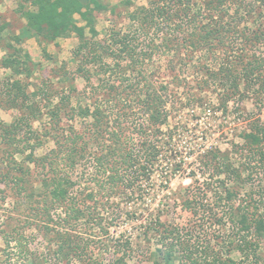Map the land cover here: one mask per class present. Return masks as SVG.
Instances as JSON below:
<instances>
[{
    "label": "trees",
    "instance_id": "1",
    "mask_svg": "<svg viewBox=\"0 0 264 264\" xmlns=\"http://www.w3.org/2000/svg\"><path fill=\"white\" fill-rule=\"evenodd\" d=\"M104 1L24 0L29 9H24L22 4L20 12L26 25L21 32L3 37L5 27L0 28L1 41L9 39L6 44L8 53L1 65L13 72L11 79L4 83L3 93L0 91V103L2 105L5 99L9 107L20 111V117L14 123L0 121V145L23 152L34 149L35 145H43L42 138H45L51 139L55 146L42 159L34 158L33 152L28 155L32 163L48 167L52 176H44V191L25 194L29 202L35 196L43 199L32 209L36 219L45 216L44 229L49 242L57 243V248L48 250L49 256L58 262L65 260L66 264H72L74 259L81 264H103L101 257L110 252L113 258L108 264H129L134 251L130 240L117 239L108 245L95 240L97 236L92 238L93 233L81 238L76 234L77 223L85 220L88 224L97 225L98 229H104L106 236L109 232L102 226L104 216L101 215L109 204L121 201L129 204L141 195V190L149 195L153 193L152 182L156 174L161 172L167 180L169 171H181L184 163L183 157L178 155L181 134L169 127L168 85L160 80L155 82L144 74V67L148 66L144 63L147 61L145 57L152 50L143 48L138 39L149 37L158 29L165 40L160 49L162 54L170 51L168 43H174L175 47V39H179L182 30L188 34L187 41L193 52H204L199 89L204 91L213 87L218 92L217 102H207V110L213 111L218 103L227 112L230 104L234 103L240 111L244 101L252 100L255 112L246 116V127L240 134L242 144L234 146L241 164L236 166L230 152L220 149L209 152L199 162L202 175L212 172L211 177H217V180L205 187L196 179L194 185L186 187L178 197L183 211L192 216L200 213L216 223L222 222L223 217L208 210L210 205L204 203L210 187H214L215 199L226 210L234 231L231 237L235 238L232 242H223L222 248L226 245V253L237 248L242 260L224 257L221 250L211 247L210 242L201 244L199 240H185L180 226H170L162 222L158 214H151L152 226L145 231L146 237L152 233L159 247L154 252L153 264H240L254 260L257 263L264 243V185L255 186L253 182L256 176L264 175V31L242 29L238 9L230 15V20L225 21L237 0H202L198 6H192L190 0H157L130 16L135 24L134 32L123 33L114 28L109 38L102 41L97 39L96 14L114 12L118 7H109ZM136 1L121 0L119 4L129 8ZM250 5L252 9L248 11V17L256 6L264 7V0H254ZM72 36L79 39L74 55L81 64L76 74L89 86L88 94L103 93L92 106L76 110L71 108L70 95L76 92L73 84L67 93L58 94L60 98L55 103L57 96L49 82H43L30 93L28 84L21 78L30 79L34 74L32 58L22 47L27 39L35 38L42 46ZM230 39L236 41L235 46L229 44ZM91 64L99 68L98 86L92 82L88 68ZM128 68L135 69L137 73L128 74ZM65 75L70 76L71 73ZM45 101L48 102L46 109L50 128L44 136L32 127V123L40 114L43 115L41 104ZM68 110L80 116L81 131L74 127L69 130L61 127L62 115ZM86 161L92 163L96 190L82 196L70 188L73 183L68 178ZM8 163L10 169L19 171L20 176L6 175L4 178L13 181V187L21 196L28 191L30 181L26 174L30 170L19 166L13 157ZM164 167L169 169L165 174ZM222 176L224 178H219ZM244 189L250 191L248 196L243 194L246 199L241 198ZM149 197L140 198L151 202L153 198ZM251 208L253 213H250ZM116 213L117 217L122 215L120 205ZM9 239L7 236L8 245L11 243ZM40 260L41 256L33 255L26 257L23 264H41Z\"/></svg>",
    "mask_w": 264,
    "mask_h": 264
},
{
    "label": "rangeland",
    "instance_id": "2",
    "mask_svg": "<svg viewBox=\"0 0 264 264\" xmlns=\"http://www.w3.org/2000/svg\"><path fill=\"white\" fill-rule=\"evenodd\" d=\"M120 1L105 0L104 2L109 7H118H116L114 12L104 11L96 14L97 30L99 32L98 40L105 41L108 39L114 28L121 30L123 33L134 32L135 24L132 23V19L130 20V16L141 8L151 6L157 0H137L129 8L120 5ZM190 1L192 2V6L193 4L198 6L202 2V0ZM253 1L244 0L243 3L240 0L235 1L233 9L226 16L225 21L230 20V15L232 16L233 11L238 9V21L242 29H262L264 31V7L262 5L260 8L256 6L254 13L250 15L251 17H248V11L252 9V5L250 4ZM22 4L24 9H29V4H26L24 0H0V28L2 26L5 27L2 33L3 37L19 34L26 25V20L20 12ZM77 20L81 25L83 24L81 20ZM153 32L154 34L152 33L149 37L141 36L138 38L139 44L143 48L147 49V47H150L152 50L145 57L147 61H144V63L148 66L144 67V74L151 80H155V82H159L160 80L168 85V92L170 94V102L168 104V111L170 112L169 127L175 128L181 134V137H179L180 151H178L179 158L183 157L184 160L181 171H169L167 180L165 179L166 176L162 175L161 172L156 174L152 182L153 193L150 191L151 194L149 195L145 190H141V195L132 199L129 204L124 201H121L119 204H109L108 209L102 212L101 215L104 216L102 226L105 229L107 228L108 235H104V229L100 230L97 225L88 224L85 220L77 223L78 229L76 234L80 235L81 238H85L87 234L93 233L92 238L93 236H97L95 240L104 241L108 245H112L117 239L130 240L134 251L132 257L129 259V264H153L154 252L159 247L157 240L151 235L152 233L146 237L145 230L152 226L150 224L151 218H153L151 214H158L162 222L170 226H180L185 240L192 239L193 242L199 240L201 244L203 242H210L211 247L214 250H221L220 252H222L224 257L230 256L232 259L240 261L243 257L237 248L232 249L229 253L225 251L226 247L224 248V246L226 245H223L222 248L223 242L229 243L235 240V238L231 237L234 231L232 230V225L229 223V216H227L226 210L222 208L220 201L215 199L217 196L214 193L216 192L213 189L214 187H210V190L208 189V197H205L204 203L210 205L208 210H212L218 217H223L222 222L216 223L214 219H208L206 215H201L200 213L198 216H192L190 213L183 211L178 197L184 193L183 191L186 187L192 183L194 185L196 179L204 184L205 187H207V184L214 183L217 180V177H211L210 174L212 172H205L202 175L199 162L209 152L216 149L230 152L236 166L241 164V158L235 153L234 146L241 145L243 142L240 134L246 127V116L255 112L254 104L252 100L244 101L240 106V111H238L237 105L231 103L229 110L225 112L216 103L213 111L207 110V102H217L218 92L213 90V87L206 88L204 91L199 89L202 83L201 67L204 63L203 60H205L203 56L204 52H193L191 44L187 41L189 40L188 34L182 30L179 39H175V47H173L174 43H168V47L171 48L170 51L168 50L167 53L162 54L160 49L165 42L163 33L158 29ZM8 41V38L3 41L0 39L1 92L4 90V83L9 78L11 79L13 75L12 71L6 70L1 65L2 59L8 53V49H6ZM235 42L234 39L229 40L231 46H235ZM78 44L79 39L75 36L58 39L55 42L42 46L35 38L27 39L22 44V47L32 58L34 74L30 79L21 78L22 81H26V84H28V91L30 93L35 92L43 82H49L52 85V92L56 93L57 97L54 98V102L56 103L60 98L59 95L63 92L67 93L73 84L76 92L70 95L71 108L76 110L79 107L92 106L95 100L99 99L103 93L97 94L99 96L88 94L89 86L80 75L76 74V70L81 64L74 55ZM151 56H153V60L149 61ZM123 65H128V63H123ZM88 68L92 74L93 84L98 86L100 76L99 72L97 74V70L99 68L93 64L89 65ZM127 71L128 74L137 73L133 68H128ZM66 73H71L70 76L68 75L71 79L65 75ZM13 77L14 79L18 78L16 76ZM55 93L53 94L55 95ZM5 101V99L2 101V105L0 103V121L12 124L20 117V111L9 107ZM41 106H43L44 110L43 115L40 114L39 118L33 121L32 127L45 136V133L50 128V117L46 109L48 102H42ZM61 127L64 130L74 127L79 132L82 129V120L78 114L74 115L73 112L68 110L62 115ZM26 130L27 128H25ZM24 134L25 132L22 131V135ZM42 140L43 145L37 146L33 141L36 147L34 149H25L23 152L8 148L6 145H0V264H23L26 257L28 258L33 255L41 256V264H66L65 260L58 262L49 256L51 253L48 250L57 248V243L49 242V237L46 235L44 229V224L46 223L45 216L42 219L34 217L35 212L32 208H35L39 204V201L43 199L35 196L29 202L25 196V194L33 191H44L45 188L42 184L44 176L48 178L52 176V172L48 167L43 168L41 164L37 166L28 158V155L33 152L34 158L42 159L54 149L55 146L51 139L42 138ZM11 157L19 163V166L23 165L26 169L30 170L26 174V178L30 181L28 191H25L21 196L16 192L15 187H13V181L4 178L6 175L13 177L20 176L19 171L10 169L11 165L8 161ZM167 169L164 167V174L169 170ZM93 173L94 169L92 168L91 161H86L82 166H78L74 172L69 174L68 179L73 183L70 188L76 194L78 193L82 196L92 190L95 191L96 186L93 180ZM256 177V181L253 182L255 186L264 185V175L260 174ZM219 178L222 179L224 176ZM249 192V189H244L241 198L246 199L243 194L248 196ZM149 196L153 198L151 202L143 201L145 198H150ZM140 197L144 199L141 200ZM97 198L99 199L100 197L97 196ZM31 204L33 206H30ZM119 205L122 215L117 217L116 209H118ZM262 208L258 213L262 211ZM60 212L58 211V213ZM253 212L254 209L251 208L250 213ZM93 228L95 229L93 230ZM7 236H10L9 240L11 243L9 245L6 242ZM16 238L19 241H16ZM260 255V260L257 263L254 260L241 262L240 264H264V243ZM112 258L113 256L110 252H105L101 257L102 262H104L103 264H108ZM72 262V264H81L77 259H74Z\"/></svg>",
    "mask_w": 264,
    "mask_h": 264
}]
</instances>
